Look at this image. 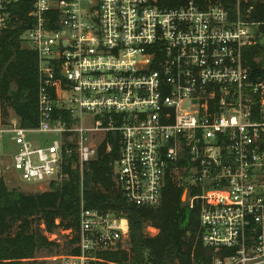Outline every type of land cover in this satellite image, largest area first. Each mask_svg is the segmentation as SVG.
Returning <instances> with one entry per match:
<instances>
[{
    "label": "built area",
    "instance_id": "1",
    "mask_svg": "<svg viewBox=\"0 0 264 264\" xmlns=\"http://www.w3.org/2000/svg\"><path fill=\"white\" fill-rule=\"evenodd\" d=\"M251 1L264 3L235 0L231 12L221 0H0V31L21 29L38 59L37 127L0 116L10 170L50 185L104 143L110 152L111 136L127 204L159 207L171 179L199 209L208 264H264V80L242 58L264 43V16L252 17ZM77 237L62 264H117L108 256L128 246L129 224L81 204Z\"/></svg>",
    "mask_w": 264,
    "mask_h": 264
},
{
    "label": "trees",
    "instance_id": "2",
    "mask_svg": "<svg viewBox=\"0 0 264 264\" xmlns=\"http://www.w3.org/2000/svg\"><path fill=\"white\" fill-rule=\"evenodd\" d=\"M186 0H178L181 5ZM199 4L203 0H194ZM235 12V0H221ZM254 19L264 16V3L251 1ZM249 5H243V11ZM21 29L0 31V116L8 118L11 110L21 127L38 125L37 84L38 59L33 51L21 47ZM242 58L252 77L264 80V43L244 48ZM97 160L82 171L72 165L64 167V177L50 184L48 190L24 193L8 189L0 179V264H38L37 254L59 248L51 240L58 230L71 232L64 247L67 254L75 252L78 241L79 214L84 208L112 211L129 224L128 246L108 259L117 264H193L209 263V250L201 241L199 209H189L182 201L184 187L168 179L162 202L154 209L138 208L126 203L115 187L112 168L118 158V145L111 136ZM70 162H74V156ZM13 223L17 230L12 233ZM151 227L154 236L146 232Z\"/></svg>",
    "mask_w": 264,
    "mask_h": 264
},
{
    "label": "rangeland",
    "instance_id": "3",
    "mask_svg": "<svg viewBox=\"0 0 264 264\" xmlns=\"http://www.w3.org/2000/svg\"><path fill=\"white\" fill-rule=\"evenodd\" d=\"M8 118H3L1 124L6 123L9 119L15 117L11 110H8ZM38 138L43 139L48 136L38 135ZM14 149V146L9 140V137L6 135H0V179L4 181V184L8 189H17L24 193H38L44 192L49 189L50 185H30L20 181L15 173L10 170L11 154ZM59 182V181H58ZM184 194L182 195V200H184ZM17 230V224L13 223L14 233ZM158 231L156 232V234ZM71 236V235H70ZM69 234L58 230L52 237V239L58 241L59 248L52 250H43L37 254V263L38 264H62V259L66 255L64 247L66 246L68 239H70Z\"/></svg>",
    "mask_w": 264,
    "mask_h": 264
}]
</instances>
